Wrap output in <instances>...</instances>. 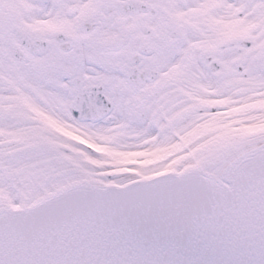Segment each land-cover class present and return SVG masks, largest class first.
I'll return each instance as SVG.
<instances>
[{"label":"snow or ice","instance_id":"snow-or-ice-1","mask_svg":"<svg viewBox=\"0 0 264 264\" xmlns=\"http://www.w3.org/2000/svg\"><path fill=\"white\" fill-rule=\"evenodd\" d=\"M0 264H264V0H0Z\"/></svg>","mask_w":264,"mask_h":264}]
</instances>
